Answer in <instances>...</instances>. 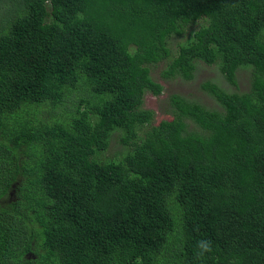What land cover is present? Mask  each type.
Segmentation results:
<instances>
[{"label": "trees", "instance_id": "trees-1", "mask_svg": "<svg viewBox=\"0 0 264 264\" xmlns=\"http://www.w3.org/2000/svg\"><path fill=\"white\" fill-rule=\"evenodd\" d=\"M0 264H264V0H0Z\"/></svg>", "mask_w": 264, "mask_h": 264}, {"label": "rangeland", "instance_id": "rangeland-1", "mask_svg": "<svg viewBox=\"0 0 264 264\" xmlns=\"http://www.w3.org/2000/svg\"><path fill=\"white\" fill-rule=\"evenodd\" d=\"M165 69V65L163 64L160 68L153 71L152 74L154 78L163 86L164 91L162 95L154 98L147 96V108H151L154 111V121L159 122L161 120L169 118H174L171 111V106L169 103V99L172 95H180L184 99L196 101L198 103H201L202 105L206 106L207 109L210 110H216L219 108V104L215 99L205 91L198 90L197 89V81L198 80H191L189 82L184 81L180 77L176 78H169L162 80L160 78V75L162 74L163 70ZM198 71V73H197ZM195 76L201 77L200 80L203 78L209 79L211 81H216L222 85V87L225 89V91L231 90V88L227 85V83H224L223 75L220 72L219 68L216 66H207V65H200L197 67V70L194 72ZM194 76V77H195ZM240 84L243 86V82L245 81V78L243 76ZM241 86V85H240ZM241 86V87H242ZM223 89V90H224ZM44 118L47 117V112L42 115ZM57 119H59L57 117ZM189 126L191 128H194L196 125L193 124L191 121H187ZM117 145V144H114Z\"/></svg>", "mask_w": 264, "mask_h": 264}, {"label": "clouds", "instance_id": "clouds-1", "mask_svg": "<svg viewBox=\"0 0 264 264\" xmlns=\"http://www.w3.org/2000/svg\"><path fill=\"white\" fill-rule=\"evenodd\" d=\"M57 116L59 117V111H57ZM197 247L200 249L199 255H203L204 253L211 252V241L208 240H201L198 241Z\"/></svg>", "mask_w": 264, "mask_h": 264}]
</instances>
